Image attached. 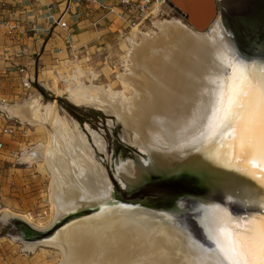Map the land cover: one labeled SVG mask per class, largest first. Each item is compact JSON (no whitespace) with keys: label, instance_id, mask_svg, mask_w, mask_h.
<instances>
[{"label":"bare ground","instance_id":"bare-ground-1","mask_svg":"<svg viewBox=\"0 0 264 264\" xmlns=\"http://www.w3.org/2000/svg\"><path fill=\"white\" fill-rule=\"evenodd\" d=\"M250 32L241 35L221 13L204 31L176 16L156 19L148 30L135 27L129 33L138 35L127 37L126 71L118 77L132 89L130 97L95 85L93 72L86 73L81 67L64 80L65 88L58 89V94L74 105H93L116 116L127 129L131 143L122 140L131 147L134 175L125 168L122 153L110 159L111 173L93 153V143L108 153L106 138L88 125L91 140L88 132L78 127L76 131L51 101L36 96L21 104L3 105L9 115L46 130L48 141L25 150L21 162L38 164L49 174L54 217L46 228L31 225L9 210H4L1 218H19L44 230L81 215L50 239L22 240L24 249L34 250L38 244L54 247L60 253L57 264H222L205 226L214 225L218 218L211 222L200 214L185 212L188 207L184 204L178 206L180 210L129 206L117 197L113 180L128 189L160 171L184 169L194 159L208 161L207 151L210 159L224 166H242L224 154V137L208 134L204 119L207 104L195 114L194 109L199 100L207 99L201 90L213 87L206 77L230 74L221 57L242 59L254 67L264 65L263 39L256 31L255 36ZM83 76L88 77L89 85ZM133 155L141 163L135 162Z\"/></svg>","mask_w":264,"mask_h":264},{"label":"rangeland","instance_id":"rangeland-1","mask_svg":"<svg viewBox=\"0 0 264 264\" xmlns=\"http://www.w3.org/2000/svg\"><path fill=\"white\" fill-rule=\"evenodd\" d=\"M176 17L187 23L181 14H177ZM151 26L147 25L142 30H148ZM129 32L130 30L123 29L119 22L111 32L100 33L97 40L81 47L76 52L77 57L71 54L69 57L52 61V63H37L41 83L39 86L44 89L48 97L52 98H46L40 88H37V90L33 89L31 94L25 96L23 100L9 104H21L29 98L40 96L43 102L51 101L54 103L61 115L68 120L75 130L80 129L77 121L83 129H85V124L88 123L90 127L103 134L107 144L110 143L107 149L108 154L97 153L98 158L104 161V164L110 169V159L112 156L116 157V155H113L116 139L130 147L124 139L122 140L125 133L117 118L114 115L106 114L93 105H76L83 108L81 111H76L78 117L84 119V122H80L76 115L72 114L60 101L62 99V101L71 103L64 94H58V89H64V80L76 75V68L81 67L86 73L93 72L95 75L93 83L95 85L120 91L124 96L130 97L132 89L123 85L118 77L120 73L126 71L124 57L129 47L127 37L131 34V36L138 35V33L129 34ZM82 80L86 84H90L88 77L83 76ZM12 91H14V88L8 89L7 93L11 95ZM89 109L100 112V114L97 116L92 115L87 112ZM21 122L29 125L28 135L16 136L14 139L7 138V154L4 158L0 157V264H57L60 261L58 249L38 244L34 250L27 251L22 243V240L25 239L19 234V230L14 224V220L18 219L20 221L26 220L31 225H37L40 228H46L51 224L54 217V210L49 199V174L45 170L43 172L38 164L30 166L21 162L22 153L25 150L34 148L40 142L48 141L46 130H43L40 125ZM13 150L18 153L17 157L11 155ZM129 151L132 150H128L124 154L128 155ZM138 185H142V183ZM117 193L119 194L118 191H116ZM4 210H9L14 216L21 217L24 220L11 218L7 221L11 216L2 219L1 216ZM29 223L27 225L35 230L36 228ZM51 227L37 230L45 232L50 230ZM16 236L20 238L18 239Z\"/></svg>","mask_w":264,"mask_h":264},{"label":"snow or ice","instance_id":"snow-or-ice-1","mask_svg":"<svg viewBox=\"0 0 264 264\" xmlns=\"http://www.w3.org/2000/svg\"><path fill=\"white\" fill-rule=\"evenodd\" d=\"M221 58L230 74L206 77L213 87L201 90L207 99L197 102L194 114L207 104L208 134L224 137V154L242 162L237 171L264 186V65ZM211 214L218 222L205 226L222 264H264V218L231 217L222 210Z\"/></svg>","mask_w":264,"mask_h":264},{"label":"water","instance_id":"water-1","mask_svg":"<svg viewBox=\"0 0 264 264\" xmlns=\"http://www.w3.org/2000/svg\"><path fill=\"white\" fill-rule=\"evenodd\" d=\"M170 4L175 6L190 26L200 31L206 30L219 14L220 4L230 6L231 19L228 17L227 20L237 32L244 35L245 32L252 30L250 33L255 36L256 33L253 31H256L261 35L259 38L264 40V0H170ZM220 13L224 15L222 10ZM209 152H204L208 161L194 159L193 164H188L184 169L160 171L156 175L154 181L168 183L163 187L162 193H157L164 195H156L157 199L161 198L165 201V209L180 210L182 207L178 208V206L184 204L188 207L184 210L185 212L200 214L210 221L217 219L211 214L214 210H222L231 217H264V206H262L264 205V186H261L259 179H251L237 171L240 165L229 167L220 164V161L210 159ZM228 160L233 161L232 158ZM236 163L241 161L237 160ZM114 180L116 189H119V184ZM74 216L75 218L70 221L81 215ZM65 219L56 222L51 229L58 231L66 225ZM52 237L53 235L35 241Z\"/></svg>","mask_w":264,"mask_h":264},{"label":"built area","instance_id":"built-area-1","mask_svg":"<svg viewBox=\"0 0 264 264\" xmlns=\"http://www.w3.org/2000/svg\"><path fill=\"white\" fill-rule=\"evenodd\" d=\"M72 1L66 0L65 9L59 16L50 12L49 22L67 29L69 24L64 16L70 12ZM79 2L90 8L95 6L101 9L103 16L114 14L120 20L121 27L130 31L135 27L142 29L152 25L156 19L171 18L180 14L175 6L170 4V0H79ZM55 6L52 4L49 9L52 10ZM19 15L16 6L10 4L9 0H0V33L9 41L2 53V64L0 63V157L2 158L7 154V138L27 136L29 130V125L9 115L2 106L23 100L33 89L37 90L41 85L37 66L19 60L24 54V48L20 45V36L26 35L28 30H36L33 26L25 27ZM91 26L96 28L98 22H91ZM73 55L78 56L76 53ZM11 88H14V91L10 95L7 90ZM11 155L17 157L18 153L13 150Z\"/></svg>","mask_w":264,"mask_h":264},{"label":"crops","instance_id":"crops-1","mask_svg":"<svg viewBox=\"0 0 264 264\" xmlns=\"http://www.w3.org/2000/svg\"><path fill=\"white\" fill-rule=\"evenodd\" d=\"M9 3L16 6L25 27L33 26L36 29L28 30L26 35L20 36V45L24 48V54L19 57V60L28 65L41 62L47 64L69 57L84 45L97 40L100 33L111 32L120 22L114 14L103 16L101 9L95 6L90 8L84 6L79 0H73L70 12L64 16L69 27L63 29L59 25L51 24L48 15L50 12L56 16L61 15L65 9L66 0H9ZM52 4L56 6L50 10L49 6ZM93 21L98 22L96 28L91 26ZM8 43V39L0 33L1 64L2 53ZM2 108L4 109L3 106Z\"/></svg>","mask_w":264,"mask_h":264},{"label":"trees","instance_id":"trees-1","mask_svg":"<svg viewBox=\"0 0 264 264\" xmlns=\"http://www.w3.org/2000/svg\"><path fill=\"white\" fill-rule=\"evenodd\" d=\"M40 90L42 91V93L46 96V98L51 99L52 97H48V94L44 91V89L42 87H40ZM60 101L62 103H64L65 107L74 115H76V117L79 119L80 122H84V119L82 117H78L76 111H81L83 110V108H79L71 103L62 101V99H60ZM88 113L92 114V115H99L100 112H97L93 109H89L87 110ZM118 150H124V147L122 145H118L117 147ZM156 177V176H155ZM155 177L151 178V181H149V183L147 184H143L141 186H139L138 188H135V190L132 193H126V194H122L121 196V201L125 202L127 204H134V205H139V206H144V207H150L153 209H158V210H167L165 209V201H163V199L156 197L157 196H163L157 194L158 192H163V187L168 184L166 183V181H152L153 178L155 179ZM176 205L178 206L177 202ZM176 209V208H175ZM72 218H75V216H70L68 218L65 219V224H67L68 222H70V220ZM11 219L10 217L7 219V221ZM14 224L17 226L18 230H19V234L27 241H24L25 243H29V242H33L35 240L41 239V238H46V237H50V236H54L55 233L57 232L56 229H51L45 232H41V231H37L32 229L29 225H27V223H25L24 221H20V220H14Z\"/></svg>","mask_w":264,"mask_h":264},{"label":"flooded vegetation","instance_id":"flooded-vegetation-1","mask_svg":"<svg viewBox=\"0 0 264 264\" xmlns=\"http://www.w3.org/2000/svg\"><path fill=\"white\" fill-rule=\"evenodd\" d=\"M218 8H219V11L220 10H222V13L224 14V17L227 19L228 17L231 19V16H230V6H224L223 7V5H219L218 6ZM232 13V12H231ZM77 106H80V105H77ZM103 111V110H102ZM111 115V114H110ZM116 117V116H115ZM118 120V119H117ZM77 123H78V126H80V130L82 131V132H88V130L86 129V125H88L89 126V124L88 123H86L85 124V129H83L82 128V126L80 125V123L77 121ZM90 127V126H89ZM121 127H122V129H123V131H124V139H126V141H128V142H130L131 143V140H130V138H129V133L124 129V127L121 125ZM92 130H94V131H97L98 133H101V132H99L98 130H96V129H93L92 127H90ZM77 131V130H76ZM88 134H89V132H88ZM102 134V133H101ZM102 136H103V134H102ZM134 136V135H133ZM104 137V136H103ZM135 137V136H134ZM89 138H90V140H91V137H90V134H89ZM135 139L137 140V143L139 142L140 143V141L135 137ZM108 140H109V138H108ZM142 144V143H141ZM110 145V143L109 144H107V149H108V146ZM118 145H122L123 147H124V150H118L117 149V147H118ZM143 145V144H142ZM93 146H94V151H93V153H94V155L96 156V158H97V160L100 162V163H104V161H102L100 158H98V156H97V153L99 152V153H101L102 154V152L101 151H99V149H97V147L95 146V144L93 143ZM144 146V145H143ZM144 147H146V146H144ZM148 148V147H147ZM85 149L87 150V151H89V149H88V147H87V145H85ZM114 152H113V155L115 156V155H117L118 153H116V152H122V157L126 160V163H125V165H126V169H128L129 171H130V173L132 174V175H134V173H135V168H134V166H133V162H132V160H131V152L129 151V153H128V155H125L124 153L126 152V151H128V150H131V147H128L127 145H125V144H122L119 140H117L116 139V141H115V143H114ZM105 154H108L107 152L105 153ZM133 157H134V160H135V162H137V161H139L140 163H141V160L136 156V155H133ZM124 167H123V170H126ZM111 169H112V167L110 166V172L112 173V171H111ZM155 177V176H154ZM149 181H151V178H149V179H147L146 180V182L145 183H142V185L143 184H147V183H149ZM152 181H154V178H153V180ZM139 186H141V185H132L131 187H129L128 189H124L120 184H119V186H118V188L119 189H117V191L119 192V194L117 193L116 195H117V197L119 198V200L121 199V196H122V194L124 193V194H126V193H132L134 190H135V188H138ZM124 204H127V203H125V202H123ZM127 205H130V206H138V205H134V204H127Z\"/></svg>","mask_w":264,"mask_h":264}]
</instances>
